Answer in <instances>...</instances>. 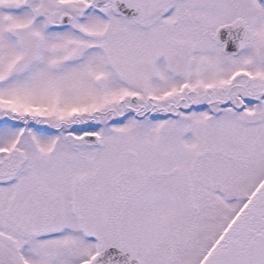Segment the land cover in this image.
Returning a JSON list of instances; mask_svg holds the SVG:
<instances>
[{
    "label": "snow or ice",
    "instance_id": "obj_1",
    "mask_svg": "<svg viewBox=\"0 0 264 264\" xmlns=\"http://www.w3.org/2000/svg\"><path fill=\"white\" fill-rule=\"evenodd\" d=\"M0 264H264V0H0Z\"/></svg>",
    "mask_w": 264,
    "mask_h": 264
}]
</instances>
